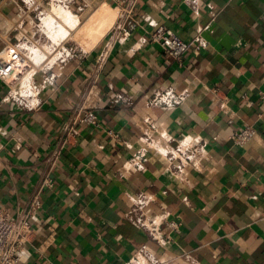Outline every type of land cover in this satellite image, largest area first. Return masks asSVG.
I'll return each instance as SVG.
<instances>
[{
  "label": "crops",
  "instance_id": "0c3cea01",
  "mask_svg": "<svg viewBox=\"0 0 264 264\" xmlns=\"http://www.w3.org/2000/svg\"><path fill=\"white\" fill-rule=\"evenodd\" d=\"M90 2L84 20L107 34L111 22L101 14L112 0ZM22 5L0 0V67L5 47L33 33ZM135 13L133 34L104 64L97 47L58 63L54 85L34 108L15 100L14 84L0 75V206L15 217L37 192L43 201L19 264H126L135 255L145 264H264V0H139ZM161 24L186 41L200 35L207 46L191 48L180 65L150 39ZM94 84L99 90L89 98ZM170 86L189 96L171 108L150 104L156 90ZM85 103L95 106L101 125L79 127L51 172L53 186L42 188L65 125ZM247 125L256 136L236 143L233 134ZM147 135L199 153L179 172ZM144 149L146 166L136 169L129 159ZM139 193L156 198L149 214L166 212L180 223L165 225L167 243L137 225ZM51 224L57 236L43 248Z\"/></svg>",
  "mask_w": 264,
  "mask_h": 264
},
{
  "label": "built area",
  "instance_id": "2783aa9c",
  "mask_svg": "<svg viewBox=\"0 0 264 264\" xmlns=\"http://www.w3.org/2000/svg\"><path fill=\"white\" fill-rule=\"evenodd\" d=\"M23 5L21 9V16L24 22L32 24L33 33L26 38V46L23 44L7 45L6 48V60L2 67H0V75L4 80H8V77L16 76L13 80L14 87L16 85L21 86L29 83L30 91L26 93L28 87H25L23 91L13 92V98L20 100L22 105L28 108H34L39 105V96L41 91L49 85H54L57 79V72L53 71L55 65L58 63H65L71 59H83L91 53L94 48H99L97 55V62L101 65L108 59L111 52L115 49L119 42L130 37L138 25V19L135 16L136 5L139 0H112L111 6L109 5L103 15L107 21L111 22L107 34L95 30L90 24H88L83 14L88 7L91 6L90 0H21ZM73 16V20L67 22V27L72 33L68 39L57 38L54 39L58 45V52L61 55L54 54L50 56V60L36 61L28 59V55L25 50L32 46L36 52L40 53L38 39L32 40L31 37H35L37 33L43 34L44 32H50V35L56 33L60 28L63 21L62 16L64 12ZM49 20L50 27L44 26V21ZM44 22V23H43ZM77 24L72 26L73 23ZM64 21L62 22V24ZM79 25V27H77ZM38 26L39 28H36ZM78 28V29H77ZM40 31V32H39ZM44 31V32H43ZM76 32V34H74ZM38 34V35H39ZM73 35V36H72ZM72 36V37H70ZM51 37V36H50ZM150 39L153 42H157L161 45L164 52L180 65L185 64V56L191 48L195 46L205 47L207 41L200 35L196 38L186 41L171 28L165 25H157L150 33ZM65 40V41H64ZM33 42L28 46V42ZM31 51V50H30ZM45 55V54H44ZM42 57V55H41ZM55 57V59H54ZM43 59V58H41ZM40 64V65H37ZM40 69L43 71L42 78L38 81L33 79V73L31 70L28 77L26 72L28 68ZM93 89L99 90L97 84L92 85L88 93V97H93ZM189 96V90L183 88L167 87L164 89L156 90L149 98V102L153 106H160L163 108H171L183 103ZM260 98L264 102V89L260 91ZM118 101V98L115 99ZM83 125L100 126V117L94 105L85 103L82 106L75 109L71 119L65 125L64 137L62 138L61 145L55 152L51 169L45 174L42 180V188L52 187L54 180L51 175L60 162V155L62 149L66 145L73 144L79 134V127ZM110 136L118 139L119 135L113 128L107 129ZM257 134V130L252 125H247L244 128L237 130L233 134V139L238 144H247ZM147 143L155 148H164L165 155L169 162V165L175 167L179 172L183 171L189 165H192L195 157L199 153V147L195 145H189L183 142H177L175 144L167 143L163 144L157 140H154L150 135L145 137ZM131 165L136 169H144L147 161L146 150H140L133 153L129 159ZM156 198L153 195L146 193H139L135 198V210H141L142 213L137 217L136 223L142 229L145 230L152 238L157 240L160 244L167 243L171 237L165 231V225L170 229H178L180 223L175 220H169L164 213H156L154 216L149 214L145 209ZM43 206V201L39 192H37L30 200L27 208L17 216H11L5 208L0 206V264H19L23 258L26 247L33 242L36 237L37 228L36 222L39 220V212ZM50 231L46 239L42 242V247H48L55 241L57 231L55 224H51ZM145 252L144 248L140 250L141 255ZM139 255L133 256L126 264H145ZM150 261H147L149 264ZM153 263V261H151Z\"/></svg>",
  "mask_w": 264,
  "mask_h": 264
},
{
  "label": "rangeland",
  "instance_id": "374dc122",
  "mask_svg": "<svg viewBox=\"0 0 264 264\" xmlns=\"http://www.w3.org/2000/svg\"><path fill=\"white\" fill-rule=\"evenodd\" d=\"M69 14H70V13H68V16L71 15V14H70V15H69ZM68 19H69V20H68L67 22H70V20H73L72 16H70V18L68 17ZM44 22H45V23H44ZM44 22H43V23H44L45 25L43 26V28H45L46 26L50 27V25H49V21H48V20H47V21H44ZM62 22H63V21H62ZM62 22H61V24H62ZM76 24H77L76 22L73 23V25H76ZM77 27H79V25H78ZM36 28H39V27L36 26ZM63 29H64V27H63ZM77 29H78V28H77ZM39 32H40V31H39ZM43 32H44V31H43ZM63 32H64V30H63ZM69 32H73V31H69ZM69 32H67V33H69ZM45 33H46V32H44L43 34H39V33H37V35H36L35 37H31L33 41L36 40V39H38V41H39V43H40V44H39V48L41 49V50H40V53H41V51H42V53L40 54L39 52H37V54H38L39 56L42 55V57H45L44 54H45L46 50H47L46 55L49 54V51H50V54H51L52 56H53V54H58V53H60V52L57 51V49H58V45H56V43L53 42V41H54L53 39H55V38L52 37V36L50 35V32H49V34H48V33L45 34ZM67 33L64 34V35H62V36L60 35V36L58 37V39H59L60 37L63 38V39L67 37V39H68V36H69V35H67ZM38 34H39V35H38ZM74 34H76V32H75ZM49 35H50L51 37H50ZM72 36H73V35H72ZM70 37H71V36H70ZM65 40H66V39H65ZM65 40H64V41H65ZM50 41H51L52 43H51ZM28 43H29V44H28V46H29L30 44L32 45L33 42L31 43V42L29 41ZM47 44H48L49 46H48ZM43 45H44L45 47H44ZM50 45H51V47H50ZM53 47H54V48H53ZM30 48H31L30 50H32V46H30ZM42 48H43V49H42ZM46 48H47V49H46ZM50 48H51V49H50ZM30 50H29L28 48L25 50V52H26V54H27L28 56L31 55V56H30L31 58L28 57V59H37V56L32 55L33 52H31ZM29 51H30V52H29ZM56 52H58V53H56ZM30 53H31V54H30ZM42 57L40 56V58H42ZM44 59H45V58H44ZM42 60H43V59H42ZM42 60H41V61H42ZM55 60H56V59H55ZM34 61H36V60H34ZM34 61H33V62H34ZM37 65H40V64H37ZM55 66H56V65H55ZM32 69H33L34 71L36 70L35 73H33V79H34V80L37 79V81H38L39 78H42L43 71L40 70V69H34V68H31V67L28 68V70H27V72H26V74H27L26 77H28L29 75H31V74L28 75V73H30V71H31ZM33 70H32V71H33ZM8 80H9L10 82H13V80H14L13 76H12V77H8ZM21 84H22V83H21ZM23 84H24V83H23ZM31 85H32V83H31ZM18 86H19V85H16V86H15L17 89L14 87V88H15V91L18 92V89H19V91H23V90L21 89L22 85L19 86V88H18ZM23 87H26L25 84L23 85ZM23 87H22V88H23Z\"/></svg>",
  "mask_w": 264,
  "mask_h": 264
},
{
  "label": "bare ground",
  "instance_id": "6f19581e",
  "mask_svg": "<svg viewBox=\"0 0 264 264\" xmlns=\"http://www.w3.org/2000/svg\"><path fill=\"white\" fill-rule=\"evenodd\" d=\"M70 15V14H69ZM71 16V15H70ZM70 16H68V12L67 11H65L64 12V15L62 16V18H63V21H64V23L63 24H61L60 25V28L59 29H57L58 31H56V33H53V34H51V36L52 37H54L55 39H57L60 35L62 36V35H64V34H66L67 32H69L70 31V29L67 27V21L69 20L68 19V17L70 18ZM73 17V16H72ZM49 21V20H48ZM50 23V22H49ZM45 25V24H44ZM72 26H74V25H72ZM46 27H48V26H46ZM63 27H64V29H63ZM63 30H64V32H63ZM70 33V32H69ZM72 33V32H71ZM45 34H47V33H45ZM50 36V35H49ZM72 37V36H71ZM67 38V37H66ZM69 38V37H68ZM60 39H61V37H60ZM65 39V38H64ZM54 40V39H53ZM51 42V41H50ZM52 43V42H51ZM48 45V44H47ZM57 45V44H56ZM26 46V45H25ZM44 46V45H43ZM49 46V45H48ZM45 47V46H44ZM50 47H51V45H50ZM33 48V47H32ZM54 48V47H53ZM31 49V48H30ZM43 49V48H42ZM47 49V48H46ZM51 49V48H50ZM30 52V51H29ZM31 52H33L32 53V55H34V56H37V61L39 62V61H41L42 59L40 58V56L37 54V52L34 50V49H32L31 50ZM41 53H42V51H41ZM40 53V54H41ZM46 53H47V50H46V52H45V57H42L43 58V60H44V58H45V60H50V56H52L51 54H50V51H49V54L48 55H46ZM56 53H58V52H56ZM31 54V53H30ZM54 55V54H53ZM57 55H61V52L60 53H58ZM31 55H29V57H30ZM31 58V57H30ZM53 58V57H52ZM52 58H51V60H52ZM54 59H55V57H54ZM34 60H36V59H33V61ZM42 60V61H43ZM53 61V60H52ZM35 62V61H34ZM33 75V74H32ZM30 76V75H29ZM29 76H28V78H29ZM25 84V83H24ZM20 85V84H19ZM22 85V84H21ZM26 87H28L27 88V90H26V93H29V91H30V86L31 85H29V83L27 84V85H25ZM22 87H23V85H22ZM21 87V89L23 90L25 87H23L22 88ZM18 88H19V86H18ZM17 89V88H16ZM26 89V88H25ZM18 91H19V89H18ZM16 92V91H15Z\"/></svg>",
  "mask_w": 264,
  "mask_h": 264
}]
</instances>
